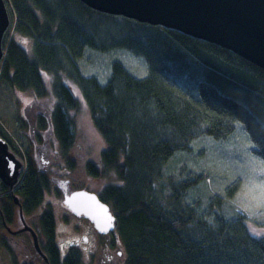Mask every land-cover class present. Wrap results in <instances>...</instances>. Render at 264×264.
I'll return each instance as SVG.
<instances>
[{"label":"trees","instance_id":"1","mask_svg":"<svg viewBox=\"0 0 264 264\" xmlns=\"http://www.w3.org/2000/svg\"><path fill=\"white\" fill-rule=\"evenodd\" d=\"M5 1L11 33L29 43L8 42L5 34L0 82L18 95L30 93L18 107L37 109L38 137L53 135L62 163L74 172L71 153L84 104L104 143L99 165L88 162L86 171L94 179H110L98 195L118 228L111 243L100 236L99 245L109 242L122 253V264H264V226L251 225L233 203L240 181L225 188L223 197L198 196L210 175L180 164L194 155L195 142L226 143L238 137L240 126L243 144L264 163V70L215 44L99 13L79 0ZM118 50L144 60L148 76L138 78L110 58L103 82L78 65L88 52L105 58ZM18 120L19 130H27L28 122ZM4 129L13 130L0 124V137L24 168L9 196L1 195L9 188L0 182V228L13 227L17 210L26 218L38 213L50 179ZM39 229L47 264H84L80 254L60 259L51 212L42 214ZM88 264H97L96 258Z\"/></svg>","mask_w":264,"mask_h":264},{"label":"rangeland","instance_id":"2","mask_svg":"<svg viewBox=\"0 0 264 264\" xmlns=\"http://www.w3.org/2000/svg\"><path fill=\"white\" fill-rule=\"evenodd\" d=\"M11 29L10 23V27L7 31L9 32L8 42L14 38L16 42L29 43V41H25L26 38L22 35L16 34V32L11 33ZM27 47L31 52L32 45ZM6 51L7 48L5 49V54ZM110 58L120 60L138 78L148 76L145 61L137 59L125 50H118L109 57L105 56V58L97 52H88L83 60L79 61L78 65L85 75H95L105 82L104 80L107 78L109 72ZM207 79L211 80L210 77ZM18 94L19 93L16 94L11 90L5 83L0 82V124L5 128L8 127V129L13 130L11 133H8V130L4 129V135L7 139L15 141L14 145L21 150V153L30 151L31 158L35 161L37 167H40L41 171L44 170L43 167L49 160H52L55 165L62 166L63 163L61 162L62 159L59 153L60 145L54 136L49 134L45 136L42 133L41 138H39L37 129L34 128V119L38 113L37 109L35 110L32 108V111H27L18 107L19 104L23 105V102L26 103L28 99H30V97L27 98V95H30V93L21 92L20 95ZM15 100H18L19 103H16ZM16 107L18 109H16ZM18 118H23L28 122L27 130H19L22 124H19ZM10 120L11 123L8 125L7 121ZM77 121L79 137L71 153L77 164L74 172L70 171L73 175L72 179H70V183L63 185L67 187L69 192L73 191L72 187L81 185L85 190L98 194L105 185L110 183V179L92 178L86 171V163L92 162L96 166L99 165L100 154L104 149V143L92 127L88 116V110L84 104H82L81 111L77 115ZM241 128V126L238 128V137L226 143L220 144L212 139H202L195 142L193 144L194 155L187 157V161L181 162L180 164L183 169L191 168L194 174L210 175L208 185L203 186L201 192L195 193L198 196L205 194L223 197L224 189L239 180L240 183L237 187V189H239L232 191V195L235 193L233 203L247 214L252 222L251 225L264 226V163L250 154V145L248 143L243 144L245 140L241 134ZM38 142L40 145L46 146L43 151L42 149H38ZM196 145L197 147L195 148ZM16 157L19 160L22 159L18 156ZM53 168L54 170L48 175L50 179L49 188L46 191L45 202L37 211H42L46 204L47 209L54 211L57 226L56 243L60 250L61 259L64 260L63 257L66 250L62 245L65 241L78 236H87L91 243L86 248L93 250L99 248L100 235L88 219L75 216L70 211H67L65 204L64 206L66 208L62 205L64 197L57 186L51 182L52 178L57 179L58 176L56 173V166H53ZM116 182L117 180L111 178V183ZM2 230H5L4 227L0 228V264H45L44 258L41 255L37 256L33 253L29 254L27 257H25V255H20L23 249L17 248L12 244V241H6V232ZM111 236L112 234L102 237L109 239ZM111 239H109V242ZM8 242L14 246V250L11 252L15 262L11 260V254L9 258L6 252H9V249L6 248ZM31 243L33 245V240ZM71 251L80 254L76 249ZM81 254L83 256L85 255L84 260L87 261L88 258L85 250ZM100 254L103 253L100 251ZM84 264H88V262H84Z\"/></svg>","mask_w":264,"mask_h":264},{"label":"water","instance_id":"3","mask_svg":"<svg viewBox=\"0 0 264 264\" xmlns=\"http://www.w3.org/2000/svg\"><path fill=\"white\" fill-rule=\"evenodd\" d=\"M103 14L125 17L142 24L176 30L192 38L232 51L264 70V0H79ZM11 19L5 0H0V66L5 58L4 37ZM24 164L0 137V182L16 190ZM15 202L19 200L15 198ZM64 204L77 217L88 219L100 236L118 228L111 207L97 193L77 190ZM35 248L45 258L38 235Z\"/></svg>","mask_w":264,"mask_h":264},{"label":"flooded vegetation","instance_id":"4","mask_svg":"<svg viewBox=\"0 0 264 264\" xmlns=\"http://www.w3.org/2000/svg\"><path fill=\"white\" fill-rule=\"evenodd\" d=\"M45 147L46 146H44V145H39L38 149H40V150L42 149V151H43L45 149ZM45 164L46 165H44V167H43V169H44L43 172L45 174H49L50 172H52L54 170L53 166H56V173L58 176H57V179L52 178L51 182L57 186V188L59 189V191L63 195L64 199H65L66 195H70L73 192L77 191V190H75V188L78 187L79 185L72 187L73 188L72 192H69L67 190V187H64V185H63V184H69L70 179H72V177H73V175L65 167L64 164L62 166H58V165L53 164L52 160L47 161ZM69 187H71V186H69ZM10 190L11 189H9V192H3V194H1V195L9 196L10 195L9 193H12V192H10ZM15 204L18 206L20 205L19 203H16V202H15ZM62 205L64 206V200H62ZM39 208L37 210H39ZM7 211L9 213V209ZM42 211H40V212L38 211V213L36 212V214L35 213L30 214V216L28 218H26L22 209L17 210L14 212V216H13V218H14L13 227H8L7 225L6 226L4 225L5 230H2V231L6 232L7 237H5V240L6 241H12V244L15 245L17 248H22L23 251L20 255H25V257H27L29 254L33 253V254H36L37 256H40L39 252L35 248V243H34V238H33L32 232H30L26 228L30 227L35 231V233L38 235L40 247L42 249V246H41L42 241H41V235H40V229L39 228L42 224V214L43 213L51 212L53 217H54V222L56 225V219H55L54 211L47 209V204L42 209ZM67 211H69V210L67 209ZM56 228H57V226H56ZM32 240H33V245L31 243ZM90 243H91L90 239L87 237H83V236H78L76 238H71V239L65 241L64 244L62 245V247L65 248V250H66V253L64 254L63 259H65L66 257H69L70 255L77 254V253H74L71 251V250L76 249L77 252H79L80 255L83 257V259H84L85 255L83 256L81 253L85 250V252L87 253V258H88L87 261L84 260L86 263L91 258H94V257L96 258L97 264H122L123 263L124 258L122 257L123 256L122 253L121 252L117 253L116 251L112 250L109 243H105L104 245H99V248H95L93 250L86 248ZM7 244L8 245L6 248L9 249L10 253L8 251H6V252H7L9 258H10V254H11V256H12L11 260L15 262L14 256L11 252L14 250V246L10 242H8ZM58 250H59V247H58ZM42 251H43V249H42ZM100 251L103 254H100ZM59 255H60V259H61L60 250H59ZM102 256H103V258H102ZM43 260L47 264L48 261L45 258Z\"/></svg>","mask_w":264,"mask_h":264},{"label":"crops","instance_id":"5","mask_svg":"<svg viewBox=\"0 0 264 264\" xmlns=\"http://www.w3.org/2000/svg\"><path fill=\"white\" fill-rule=\"evenodd\" d=\"M56 229H57V228H56ZM55 235H56V233H55ZM85 237H87V236H85ZM87 238H88V237H87ZM44 255H45V254H44ZM45 256H46V255H45ZM46 257H47V256H46ZM66 258H67V257H66ZM66 258H65V259H66ZM47 259H48V258H47Z\"/></svg>","mask_w":264,"mask_h":264}]
</instances>
